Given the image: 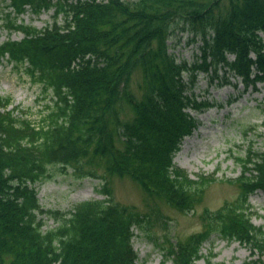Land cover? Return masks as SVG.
Instances as JSON below:
<instances>
[{"label":"trees","instance_id":"16d2710c","mask_svg":"<svg viewBox=\"0 0 264 264\" xmlns=\"http://www.w3.org/2000/svg\"><path fill=\"white\" fill-rule=\"evenodd\" d=\"M7 1L18 14L55 6L42 29L16 24L9 12L6 26L23 38L0 46V59L22 67L54 101L37 125L0 96V264H137L133 229L145 217L115 203L106 186L99 191L105 199L65 212L42 209L36 187L51 165L83 177L82 161H102L110 174L129 175L184 209L188 192L198 195L205 181L187 179L173 164L182 139L198 126L188 111L209 107L192 89L200 72L264 81V0ZM175 28L201 43L191 62L169 52ZM133 75L138 95L130 89ZM248 156L235 181L237 199L204 210V232L181 243L167 258L172 264H194L211 235L264 257V226L253 225L248 211L250 195L264 189V145ZM42 216L58 225L43 230Z\"/></svg>","mask_w":264,"mask_h":264},{"label":"rangeland","instance_id":"374dc122","mask_svg":"<svg viewBox=\"0 0 264 264\" xmlns=\"http://www.w3.org/2000/svg\"><path fill=\"white\" fill-rule=\"evenodd\" d=\"M8 3L0 0V46L8 40L23 38L22 33L5 26L9 20L6 15L11 12ZM54 12L53 5L38 12L26 7L23 13L11 12L9 16L16 24L42 29L52 23ZM180 29L175 28L169 36V52L177 61L191 62L199 54L201 43L192 41L191 35ZM260 35L264 40V34ZM228 57L233 59L232 55ZM139 80L133 75L130 84L136 95L140 94ZM192 91L198 101L206 102L209 107L200 112L188 111L197 118L198 126L182 139L173 164L174 170L185 173L187 179L196 181L202 176L205 181L199 183L202 188L198 195L192 196L194 190L188 192L184 209L147 192L129 175L110 174L102 161L93 164L82 161L86 174L83 177L72 168L62 170L59 165L49 166L47 179L36 187L42 209L65 212L80 201L105 199L99 191L106 186L115 203L145 217L142 227L133 229L132 247L138 254L137 264H172L168 256L173 258L181 243L204 232V210L215 211L237 199L241 190L235 181L241 175L242 160H247L250 152L262 151L264 145V81L252 79L246 83L222 71L214 78L200 72ZM0 96L12 100L8 110L18 107L15 115L21 113L37 125L49 114L54 101L51 92L45 91L22 67L15 68L7 59H0ZM248 203L251 223L264 226V189L252 193ZM42 219L45 221L43 230L58 225L52 219L44 216ZM200 254L201 258L194 264H248L264 260L257 253L251 254L245 244L217 235H211L203 243Z\"/></svg>","mask_w":264,"mask_h":264},{"label":"bare ground","instance_id":"6f19581e","mask_svg":"<svg viewBox=\"0 0 264 264\" xmlns=\"http://www.w3.org/2000/svg\"><path fill=\"white\" fill-rule=\"evenodd\" d=\"M235 241V240H234Z\"/></svg>","mask_w":264,"mask_h":264}]
</instances>
